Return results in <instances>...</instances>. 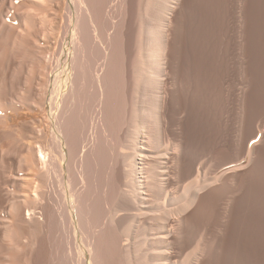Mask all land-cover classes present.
Masks as SVG:
<instances>
[{"label": "bare ground", "instance_id": "bare-ground-1", "mask_svg": "<svg viewBox=\"0 0 264 264\" xmlns=\"http://www.w3.org/2000/svg\"><path fill=\"white\" fill-rule=\"evenodd\" d=\"M185 1L0 0V264H205L187 226L257 147L181 161Z\"/></svg>", "mask_w": 264, "mask_h": 264}, {"label": "rangeland", "instance_id": "rangeland-1", "mask_svg": "<svg viewBox=\"0 0 264 264\" xmlns=\"http://www.w3.org/2000/svg\"><path fill=\"white\" fill-rule=\"evenodd\" d=\"M184 4L171 100L174 127L184 142L181 161L202 155L220 161L240 147L236 154L244 163L248 144L257 147L254 161L233 184L209 195L201 217L187 227L206 228L212 246L205 264H264V0ZM17 109L7 111L14 123L41 116L25 105Z\"/></svg>", "mask_w": 264, "mask_h": 264}]
</instances>
